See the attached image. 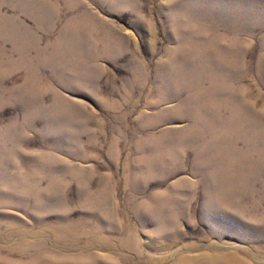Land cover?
<instances>
[{
	"label": "rangeland",
	"instance_id": "1",
	"mask_svg": "<svg viewBox=\"0 0 264 264\" xmlns=\"http://www.w3.org/2000/svg\"><path fill=\"white\" fill-rule=\"evenodd\" d=\"M0 264H264V0H0Z\"/></svg>",
	"mask_w": 264,
	"mask_h": 264
}]
</instances>
